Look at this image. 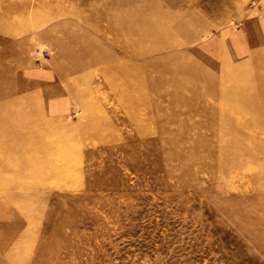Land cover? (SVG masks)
Instances as JSON below:
<instances>
[{
    "label": "rangeland",
    "instance_id": "374dc122",
    "mask_svg": "<svg viewBox=\"0 0 264 264\" xmlns=\"http://www.w3.org/2000/svg\"><path fill=\"white\" fill-rule=\"evenodd\" d=\"M263 15L0 0V264H264Z\"/></svg>",
    "mask_w": 264,
    "mask_h": 264
},
{
    "label": "crops",
    "instance_id": "0c3cea01",
    "mask_svg": "<svg viewBox=\"0 0 264 264\" xmlns=\"http://www.w3.org/2000/svg\"><path fill=\"white\" fill-rule=\"evenodd\" d=\"M244 32H238L236 36V51L238 53L254 52L256 47L264 45V15L248 20L244 23ZM246 33V34H245ZM240 57H248L250 54L238 55Z\"/></svg>",
    "mask_w": 264,
    "mask_h": 264
}]
</instances>
